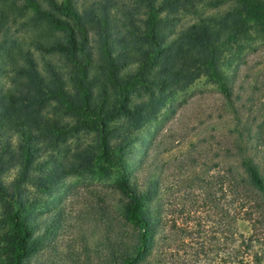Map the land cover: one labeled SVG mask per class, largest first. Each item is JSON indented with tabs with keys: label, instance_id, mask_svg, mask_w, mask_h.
Instances as JSON below:
<instances>
[{
	"label": "rangeland",
	"instance_id": "374dc122",
	"mask_svg": "<svg viewBox=\"0 0 264 264\" xmlns=\"http://www.w3.org/2000/svg\"><path fill=\"white\" fill-rule=\"evenodd\" d=\"M93 1L76 0L77 9H87ZM217 1L220 4L210 6L209 0H191L192 8L162 12L160 17L169 23L164 25L169 39L200 17L223 16L231 1ZM105 3L113 34L127 37L126 29L142 27L145 1ZM24 19L6 23L5 42L37 55L31 42L37 33L22 25ZM95 38L91 32L92 68L98 63ZM3 41L0 34V45L7 47L9 42ZM218 68L232 89L233 108L227 106L219 83L200 72L165 91L148 84L146 89L139 87L130 98L143 107V116L115 130L106 147L111 153L106 160L96 154L83 155L94 146L97 134L93 131L81 130L56 145L42 140L35 169L18 186L17 193L24 199L18 209L10 193L23 156L14 136L5 143L0 139V184L6 191L0 194V264H11L16 238L26 248L19 264H99L106 226L111 227V234L120 227L122 168L145 193L144 207L158 218L149 246L136 264H253L249 252L263 255L264 264V220L254 223L253 230L251 223L237 222L245 244L251 235L249 250L239 238L234 240L229 196L219 181L230 166L237 165L225 152L237 120L250 128L251 135L260 129L264 138L263 21H246L244 30L220 50ZM3 83L9 85L6 78ZM45 110L50 116V109ZM15 214L25 220L24 229H15ZM124 229L131 231L127 226ZM234 257L242 262L234 263Z\"/></svg>",
	"mask_w": 264,
	"mask_h": 264
},
{
	"label": "trees",
	"instance_id": "16d2710c",
	"mask_svg": "<svg viewBox=\"0 0 264 264\" xmlns=\"http://www.w3.org/2000/svg\"><path fill=\"white\" fill-rule=\"evenodd\" d=\"M141 1H145L147 8L142 27H130L126 29L127 37H122L117 32L112 33L115 29L105 0L93 1L89 8L81 11L77 9L76 0L60 3L0 0V34L4 44L9 42L7 47L0 45V139L5 143L14 136L23 156L20 173L12 182L10 193L17 209L24 201L17 193L18 186L28 180L36 167L39 143L43 140L44 144L56 145L81 130L93 131L97 134L94 146L83 155L96 154L106 160L111 154L106 147L115 130L143 116V107L130 98L139 87L146 89L152 85L165 91L200 72L219 83L227 106L233 108L232 89L219 71L218 55L244 30L246 21L264 22V2L229 0L231 7L223 16L200 17L195 24L169 39L164 29L168 20L160 14L172 13L177 8L185 10L186 6L192 8L191 0H162L159 4L153 0ZM217 4L220 1L209 0L210 6ZM23 16L22 25L30 26L37 33L31 39L37 55L12 41L5 42L6 23ZM91 32L98 45L95 71L88 49ZM3 78L7 79L8 86L4 85ZM48 108L50 116L43 112ZM237 121L229 133L230 147L225 150L237 165L230 166L219 181L229 196L232 236L234 240L239 238L240 244L249 250L251 235L245 244L236 224L238 221L251 223L253 230L254 223L264 220V138L260 129L251 135L250 128ZM251 137L252 146L249 145ZM121 172L123 176L118 183L120 227L111 234L107 223L100 243L103 253L99 264H136L148 248L150 234L155 232L158 223V218L144 207L145 193L140 186L123 168ZM5 192L0 184V194ZM17 215L13 216V225L16 230L24 229L25 220ZM16 240L11 264H19L26 256L23 240ZM249 254L253 264H261L263 255ZM235 262L242 260L234 257Z\"/></svg>",
	"mask_w": 264,
	"mask_h": 264
}]
</instances>
